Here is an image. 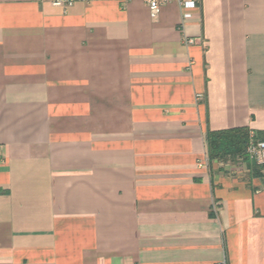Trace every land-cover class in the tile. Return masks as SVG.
I'll return each mask as SVG.
<instances>
[{"label":"crops","instance_id":"1","mask_svg":"<svg viewBox=\"0 0 264 264\" xmlns=\"http://www.w3.org/2000/svg\"><path fill=\"white\" fill-rule=\"evenodd\" d=\"M0 0V264H264V0Z\"/></svg>","mask_w":264,"mask_h":264},{"label":"trees","instance_id":"2","mask_svg":"<svg viewBox=\"0 0 264 264\" xmlns=\"http://www.w3.org/2000/svg\"><path fill=\"white\" fill-rule=\"evenodd\" d=\"M250 132L251 130L247 126L209 130L206 136L209 160H226L241 157L248 162L254 171H262L264 166L257 164L246 154ZM257 135L262 138L259 133Z\"/></svg>","mask_w":264,"mask_h":264},{"label":"built area","instance_id":"3","mask_svg":"<svg viewBox=\"0 0 264 264\" xmlns=\"http://www.w3.org/2000/svg\"><path fill=\"white\" fill-rule=\"evenodd\" d=\"M150 9L153 12H157L158 9L173 0H145ZM187 11L184 13V17L188 18L191 16V13L188 9L194 8L196 6L195 0H177ZM67 2L72 4L73 0H54L55 5H61L62 3ZM246 154L257 164L264 166V139H260L254 131L250 132L249 142L246 147Z\"/></svg>","mask_w":264,"mask_h":264},{"label":"rangeland","instance_id":"4","mask_svg":"<svg viewBox=\"0 0 264 264\" xmlns=\"http://www.w3.org/2000/svg\"><path fill=\"white\" fill-rule=\"evenodd\" d=\"M248 156V155H247ZM250 158V157H249ZM232 159V158H231ZM235 159H242L241 157H236ZM251 159V158H250ZM252 160V159H251Z\"/></svg>","mask_w":264,"mask_h":264}]
</instances>
